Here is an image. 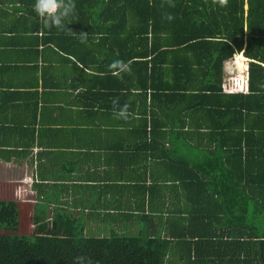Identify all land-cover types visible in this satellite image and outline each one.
Here are the masks:
<instances>
[{"label": "trees", "instance_id": "16d2710c", "mask_svg": "<svg viewBox=\"0 0 264 264\" xmlns=\"http://www.w3.org/2000/svg\"><path fill=\"white\" fill-rule=\"evenodd\" d=\"M34 3L0 0L14 13L0 34L74 59L83 41L106 48L107 78L121 75L123 96L150 94L149 113L110 197L42 180L18 200L0 182V264H264V0H75L71 32L47 27ZM162 128L163 182L162 151L143 147Z\"/></svg>", "mask_w": 264, "mask_h": 264}, {"label": "crops", "instance_id": "0c3cea01", "mask_svg": "<svg viewBox=\"0 0 264 264\" xmlns=\"http://www.w3.org/2000/svg\"><path fill=\"white\" fill-rule=\"evenodd\" d=\"M0 17L14 13L3 7ZM20 36L0 34V151H5L0 182L18 180L28 188L48 181L62 195L89 185L93 189H79L82 196L110 197L111 190L104 187L128 179L129 162L137 160L139 112L143 107L148 112L150 94L140 100L138 88L130 85L123 96L121 75L105 74L106 48L83 41L75 49L79 59H74L47 43L28 49ZM169 132L154 131L157 139L148 137L143 146L148 156L149 147L162 151L155 162L156 181L169 178L159 167L172 144L169 134L164 137Z\"/></svg>", "mask_w": 264, "mask_h": 264}, {"label": "clouds", "instance_id": "9594fccd", "mask_svg": "<svg viewBox=\"0 0 264 264\" xmlns=\"http://www.w3.org/2000/svg\"><path fill=\"white\" fill-rule=\"evenodd\" d=\"M75 10V0H35L33 11L38 18L49 28L56 27L71 32L65 27V20L69 18ZM83 39L87 38V34L80 33ZM123 116L125 113H119Z\"/></svg>", "mask_w": 264, "mask_h": 264}, {"label": "rangeland", "instance_id": "374dc122", "mask_svg": "<svg viewBox=\"0 0 264 264\" xmlns=\"http://www.w3.org/2000/svg\"><path fill=\"white\" fill-rule=\"evenodd\" d=\"M13 183H15V185H16V187H20V189H21V191L22 192H19V191H17V190H15V192H14V190H13V192L15 193V197L18 199V200H25V198H28L29 199V197H27V192H26V190H27V186H26V183H23V182H20V181H16V182H13ZM1 197H4V198H6V199H11L12 200V196H1Z\"/></svg>", "mask_w": 264, "mask_h": 264}]
</instances>
